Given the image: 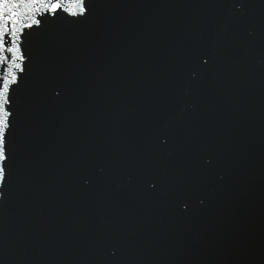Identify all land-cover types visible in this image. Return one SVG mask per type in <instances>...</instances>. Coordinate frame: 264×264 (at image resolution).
I'll return each mask as SVG.
<instances>
[{
  "label": "water",
  "instance_id": "95a60500",
  "mask_svg": "<svg viewBox=\"0 0 264 264\" xmlns=\"http://www.w3.org/2000/svg\"><path fill=\"white\" fill-rule=\"evenodd\" d=\"M86 2L22 35L0 264H264V0Z\"/></svg>",
  "mask_w": 264,
  "mask_h": 264
},
{
  "label": "snow or ice",
  "instance_id": "6c2138e0",
  "mask_svg": "<svg viewBox=\"0 0 264 264\" xmlns=\"http://www.w3.org/2000/svg\"><path fill=\"white\" fill-rule=\"evenodd\" d=\"M87 12L86 0H0V184L8 182V134L14 117L13 94L25 72L26 57L21 46L24 30L41 25L37 14L56 17L64 13L79 18Z\"/></svg>",
  "mask_w": 264,
  "mask_h": 264
}]
</instances>
